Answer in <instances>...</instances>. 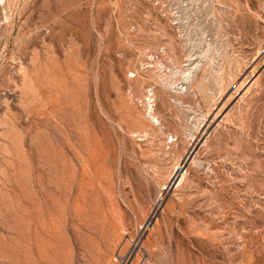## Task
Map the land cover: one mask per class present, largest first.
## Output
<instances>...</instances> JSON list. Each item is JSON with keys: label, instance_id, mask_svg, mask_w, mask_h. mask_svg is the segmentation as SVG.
Listing matches in <instances>:
<instances>
[{"label": "rangeland", "instance_id": "obj_1", "mask_svg": "<svg viewBox=\"0 0 264 264\" xmlns=\"http://www.w3.org/2000/svg\"><path fill=\"white\" fill-rule=\"evenodd\" d=\"M0 1V264H264V0Z\"/></svg>", "mask_w": 264, "mask_h": 264}, {"label": "bare ground", "instance_id": "obj_2", "mask_svg": "<svg viewBox=\"0 0 264 264\" xmlns=\"http://www.w3.org/2000/svg\"><path fill=\"white\" fill-rule=\"evenodd\" d=\"M1 2V1H0ZM4 2V1H3ZM6 2V1H5ZM1 22V21H0ZM150 95H151V93H150ZM151 102V101H150ZM218 112V111H217ZM228 118V117H227ZM194 144V143H193ZM190 150H192V149H190ZM185 152V151H184ZM187 153V152H186ZM208 155V154H207ZM228 163V162H227ZM254 166V165H253ZM178 172V171H177ZM183 180V178L181 179V181ZM257 210V209H256ZM25 211V210H24ZM24 213V212H23ZM252 215V214H251ZM29 222V221H28ZM39 246V245H38ZM43 250H44V248H43ZM40 257V256H39ZM36 259V258H35ZM12 260V259H11ZM39 261V260H38ZM119 261V260H118Z\"/></svg>", "mask_w": 264, "mask_h": 264}]
</instances>
